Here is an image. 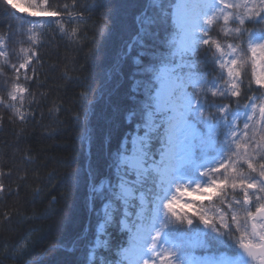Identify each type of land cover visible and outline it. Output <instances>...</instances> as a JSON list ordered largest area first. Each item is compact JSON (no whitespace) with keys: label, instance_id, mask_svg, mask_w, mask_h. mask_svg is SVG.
<instances>
[{"label":"snow or ice","instance_id":"obj_1","mask_svg":"<svg viewBox=\"0 0 264 264\" xmlns=\"http://www.w3.org/2000/svg\"><path fill=\"white\" fill-rule=\"evenodd\" d=\"M19 3L30 17L69 23L104 7L0 0L6 11L21 12ZM136 22L127 49L142 51L123 110L129 130L110 147L104 178L89 174L95 223L72 241L85 242L74 264H264V0H145ZM27 23L29 33L44 26ZM22 51L23 62L10 65L12 101L27 92L21 70L33 78L27 69L37 53ZM68 183L77 187L79 176ZM58 247L54 241L49 250Z\"/></svg>","mask_w":264,"mask_h":264},{"label":"trees","instance_id":"obj_2","mask_svg":"<svg viewBox=\"0 0 264 264\" xmlns=\"http://www.w3.org/2000/svg\"><path fill=\"white\" fill-rule=\"evenodd\" d=\"M96 2L104 7L85 11L72 23L67 16L30 17L0 5V38L7 53L0 60V264H31L37 257L40 264H74L85 242L74 248L72 241L95 223L88 177L94 173L98 181L104 178L110 147L114 150L129 130L123 110L136 70L133 58L142 49L133 45L128 52L127 44L138 31L136 17L145 0ZM49 3L62 8L72 0ZM30 20L44 26L29 33ZM29 35H35L38 45ZM22 50L37 53L27 69L33 78L25 80L21 70L19 83L27 92L12 101L8 93L15 73L10 65L23 62ZM142 60L147 63V57ZM72 175L80 178L77 187L68 183ZM54 241L61 247L49 250ZM20 245L27 252L22 258L15 251ZM203 254L213 252L197 251Z\"/></svg>","mask_w":264,"mask_h":264},{"label":"rangeland","instance_id":"obj_3","mask_svg":"<svg viewBox=\"0 0 264 264\" xmlns=\"http://www.w3.org/2000/svg\"><path fill=\"white\" fill-rule=\"evenodd\" d=\"M18 6L21 8L22 11H21V12H17V13L27 15V12H24V11H23V9H25V8L27 7V5L24 4V3H19ZM14 11H15V10H14ZM15 12H16V11H15ZM27 16H28V15H27ZM0 51H3V44H0ZM0 60H3L2 57H0ZM17 95H18V94H17ZM204 255H209V254H204ZM209 256H211V255H209Z\"/></svg>","mask_w":264,"mask_h":264}]
</instances>
